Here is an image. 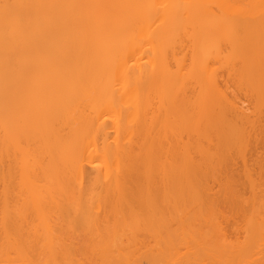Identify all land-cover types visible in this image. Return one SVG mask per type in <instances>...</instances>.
Wrapping results in <instances>:
<instances>
[{
  "label": "bare ground",
  "instance_id": "obj_1",
  "mask_svg": "<svg viewBox=\"0 0 264 264\" xmlns=\"http://www.w3.org/2000/svg\"><path fill=\"white\" fill-rule=\"evenodd\" d=\"M0 264H264V0H0Z\"/></svg>",
  "mask_w": 264,
  "mask_h": 264
}]
</instances>
